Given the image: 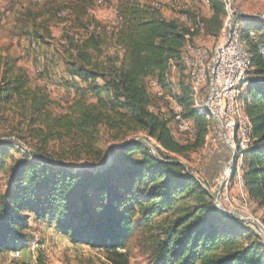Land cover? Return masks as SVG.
<instances>
[{
  "label": "trees",
  "instance_id": "obj_1",
  "mask_svg": "<svg viewBox=\"0 0 264 264\" xmlns=\"http://www.w3.org/2000/svg\"><path fill=\"white\" fill-rule=\"evenodd\" d=\"M203 1L209 18L182 12L192 25L167 19L142 0H119L112 29L87 20L86 9L76 12L59 52L70 82L85 88L64 114L52 110L50 91L32 86L17 59L0 50V170L15 152L0 198V256L28 247L32 221L54 227L74 245L106 252L113 264H129L123 249L131 235L150 264H264L261 232L221 213L180 159L204 148L216 129L211 114L196 107L184 83L171 97L193 123V138L175 135L173 109L170 118L153 109L150 82L165 97L172 66L183 68L185 47L202 33L224 34L228 0ZM237 21L253 76L240 96L250 123L248 146L236 144L231 183L241 165L245 196L264 212V22ZM112 143L109 168L95 172L91 168L107 165ZM17 145L28 146L29 154Z\"/></svg>",
  "mask_w": 264,
  "mask_h": 264
},
{
  "label": "rangeland",
  "instance_id": "obj_2",
  "mask_svg": "<svg viewBox=\"0 0 264 264\" xmlns=\"http://www.w3.org/2000/svg\"><path fill=\"white\" fill-rule=\"evenodd\" d=\"M231 1L232 10L236 14L232 20H239L240 17L259 18L264 22V0ZM142 2L154 6L162 14L168 13L171 14L170 17L176 16V20L184 25L193 23L191 20L188 21L187 16L182 12L189 11L196 18H209L211 15L209 7L205 5L207 3L204 4L201 0H142ZM118 4L119 0H0V50L17 59L18 65L27 71L32 86L46 87L55 102L52 110L56 114H64L69 106L81 97L78 88L84 89L85 85L76 86L75 83L70 82L65 62L59 52L62 37L71 28L76 12L85 9L87 20L94 19L112 29L119 21ZM222 40L223 31L216 39L202 33L194 40L193 45L204 46L213 51ZM252 76L251 72L250 77ZM169 80L171 86L165 90L167 92L165 97L159 96L163 92H159L154 81H151L149 86L153 109L160 111L168 118H170L171 109H181L171 96L179 94L182 83L191 87L185 70L176 65H173L169 72ZM191 90L196 99V107H205L209 90L206 88L203 93L198 94L193 91L192 87ZM88 99L91 101L90 97ZM213 121V126L216 128L215 119ZM173 126L175 135L189 136L187 132L175 129L174 122ZM213 136L215 137L214 134ZM176 139L182 143L191 142L189 138L178 137ZM151 143L154 142L151 141ZM115 144L108 146V152L109 148ZM206 144L204 148L192 152L187 158L180 159L191 174H196L202 180V185H205V178L209 176L208 163L210 160L216 159L215 163L222 160L221 163L217 162L215 166L210 167V175L216 180L217 187L214 186L212 191L216 197L220 192L219 178L222 168L225 164L226 166L230 164L225 171V174L230 175L237 161L235 164L230 163L232 152L229 148L228 151L226 150L223 141L220 140L217 147L211 142L206 141ZM101 147L107 148L105 144H101ZM17 148L25 154L30 152L28 146L17 145ZM11 155H15V152H10L9 156L4 159V168L0 170V198L8 185V168L12 164ZM80 165L88 166V163L82 162ZM75 168L76 166L72 165V169ZM242 188L238 178L232 183L230 180L226 193L229 200L226 201L224 198L223 202L221 198L223 208L227 209L225 204H228L230 210L243 214V217L254 219L264 227V212L255 210V206L248 202ZM31 224L33 225L26 231L29 235L28 247L23 251H12L0 256V264H113L109 259L110 255L104 251L85 245H74L54 227H49L42 222H35L36 227L34 223ZM123 250L128 256L129 264H150L139 253L135 235L129 237ZM12 254H20V256L15 257Z\"/></svg>",
  "mask_w": 264,
  "mask_h": 264
},
{
  "label": "bare ground",
  "instance_id": "obj_3",
  "mask_svg": "<svg viewBox=\"0 0 264 264\" xmlns=\"http://www.w3.org/2000/svg\"><path fill=\"white\" fill-rule=\"evenodd\" d=\"M229 2V18L227 22L226 29L223 34V40L219 42L216 48L212 51V49L207 50L206 56L202 59H195V65L193 66V59L190 53H198L199 49L206 48L204 46H196L193 44H188L185 49L183 50L180 64L183 66L185 72L189 77V81L193 91L198 94L200 92H204L207 88L210 93L213 87V77L215 73V66L220 58L222 49L224 47V43L226 39H230V44L234 46V55L236 57V65H235V76H233V82L230 84L229 89H224V97H220V110L218 114L214 113L213 105L211 101H206L204 105L206 110L213 116L216 122V129L213 132L214 135L219 134V129H222V122H226V138H227V147L232 152V160L230 163L235 164L238 160V155L235 150L236 144H239L242 150L246 149L248 146V132L250 128V123L241 109L240 106V96L242 93L243 88L246 85L247 80L250 78V73L252 71V62L251 58L248 55L246 49L242 45L241 38H240V26L236 19V21L232 20L233 14H235L232 10V1L228 0ZM206 6L209 7L208 4ZM236 15V14H235ZM264 54V50H262ZM201 73V84L196 81ZM154 85L158 87L157 83L154 82ZM159 88V87H158ZM160 93L162 90L158 89ZM163 94V93H162ZM176 105V104H175ZM180 106V105H179ZM173 122L175 123V129L180 130V132H187L190 137L195 136V128L193 123L184 118L182 111L180 108L174 112ZM184 123H188V130L184 129ZM230 165V164H229ZM229 165L226 166L225 171L228 169ZM236 167V164L235 166ZM233 167V169H234ZM241 165L238 166V181L240 182L241 186L244 188V182L242 178V174L240 173ZM223 173V196L226 201L229 200L227 196L228 186L232 177L233 170L231 174ZM193 175V174H192ZM195 178L201 183L202 180L194 174ZM32 250V249H31Z\"/></svg>",
  "mask_w": 264,
  "mask_h": 264
},
{
  "label": "built area",
  "instance_id": "obj_4",
  "mask_svg": "<svg viewBox=\"0 0 264 264\" xmlns=\"http://www.w3.org/2000/svg\"><path fill=\"white\" fill-rule=\"evenodd\" d=\"M203 1V0H201ZM205 4V2L203 1ZM206 5V4H205ZM235 14H233L234 18ZM208 48H202L198 50V53H190L193 59V66L195 65V59H202L206 56ZM236 57L234 55V46L233 44H230V39H229V34H228V39H226L224 43V47L222 49L220 58H218V61L215 66V73L213 77V87L212 90L209 93V100L211 101V104L213 105L214 113L218 114L220 110V97H224V89H229L230 84L233 82V76H235V65H236ZM201 73L196 81L199 82V85L201 84ZM173 111H177V108H174ZM226 122H222V129H219V134H216L215 137H213V140L211 144H216V147L218 145V142L221 140L224 142L226 148L227 147V138H226ZM183 130H188V123H184V129ZM216 154V152H215ZM214 154V155H215ZM212 155V156H214ZM226 169V164L223 167L220 178H219V187L222 189L221 194H220V202L221 198H223L224 202V196H222L223 193V173ZM238 193V192H237ZM222 205V203H221ZM227 205L226 210H230V205ZM223 207V206H222ZM232 211V210H230ZM240 216H244L243 214L232 211ZM246 217V216H245ZM15 255V257H19L20 254H12Z\"/></svg>",
  "mask_w": 264,
  "mask_h": 264
},
{
  "label": "water",
  "instance_id": "obj_5",
  "mask_svg": "<svg viewBox=\"0 0 264 264\" xmlns=\"http://www.w3.org/2000/svg\"><path fill=\"white\" fill-rule=\"evenodd\" d=\"M148 146H150L153 150V152L155 154H157V151L154 147H152V145L146 140V139H142ZM112 150H113V146L111 148H109V159H108V162H107V165L104 166V167H98V168H91L92 170H94L95 172H103L105 170H107L111 164V160H112ZM84 167H87V168H90L89 166H84ZM205 188H207L206 185H203ZM208 189V188H207ZM221 191L222 189H220V192L219 194L215 197V203H216V206L218 208V210L225 214V215H229V216H233L241 221H244V222H247V223H250L252 225H254L260 232L261 234L263 235L264 237V227L256 220L254 219H251V218H246V217H243V216H240L230 210H226L222 207L221 205V202H220V194H221Z\"/></svg>",
  "mask_w": 264,
  "mask_h": 264
},
{
  "label": "crops",
  "instance_id": "obj_6",
  "mask_svg": "<svg viewBox=\"0 0 264 264\" xmlns=\"http://www.w3.org/2000/svg\"><path fill=\"white\" fill-rule=\"evenodd\" d=\"M206 3V2H205ZM170 15L171 14H168V13H163V16L165 17V18H167V19H169V20H176V16H173V17H170ZM213 133H211L207 138H206V141H207V143H209V142H212V140H213ZM207 145V144H206ZM208 146H206V148H207ZM226 150L228 151V149L226 148ZM216 160V159H215ZM215 160H213V159H211L210 160V162L208 163V167H209V169H208V174H209V176L208 177H206L205 178V185L207 186V188H208V190L211 192V194H212V191L214 190L213 189V187L215 186V187H217V185H216V180L210 175V173H211V171H210V167H212V166H215L214 164H217V162L219 163H221L222 162V160H219V161H216V163H215ZM213 164V165H212ZM223 169V168H222ZM239 174H237V176H236V178H239V176H238ZM244 188H242V190H243ZM244 192V191H243ZM31 223H34L35 224V222H31ZM45 224V223H44ZM31 225H33V224H31ZM36 225L37 224H35L34 226L36 227ZM47 225V224H46ZM49 226V225H48ZM50 227V226H49Z\"/></svg>",
  "mask_w": 264,
  "mask_h": 264
}]
</instances>
